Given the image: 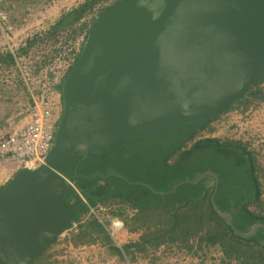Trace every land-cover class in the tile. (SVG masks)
<instances>
[{
  "label": "water",
  "instance_id": "water-1",
  "mask_svg": "<svg viewBox=\"0 0 264 264\" xmlns=\"http://www.w3.org/2000/svg\"><path fill=\"white\" fill-rule=\"evenodd\" d=\"M262 81L264 0H118L104 9L63 83L46 163L0 190V264H33L73 226L61 171L75 157L210 122Z\"/></svg>",
  "mask_w": 264,
  "mask_h": 264
},
{
  "label": "built area",
  "instance_id": "built-area-1",
  "mask_svg": "<svg viewBox=\"0 0 264 264\" xmlns=\"http://www.w3.org/2000/svg\"><path fill=\"white\" fill-rule=\"evenodd\" d=\"M116 1H95L52 36L36 30L26 36L17 35L0 15V84L17 90L20 103L19 109L6 120L7 130L0 132V169L9 166L15 175L46 163L64 109L59 87L78 61L91 23ZM60 3L49 1L45 9L47 21L57 16L49 12L58 9ZM6 55L10 57L8 61L4 60ZM19 118L26 121L18 125ZM212 128L214 133L202 130L192 142L214 134L220 140L241 142L257 160L256 173L264 200V106L256 102L247 109L237 107L226 111L213 120ZM86 204L88 215L95 218L119 254H111L110 244L96 234H92L94 242L75 246L71 237L81 232L83 220L75 222L60 236L59 245L49 250L47 264H247L245 255L227 254L220 243L210 242L203 232L185 242L145 244L138 249L144 231L132 228L136 210L127 207L124 217H120L115 214L119 210L117 204L91 205L87 201Z\"/></svg>",
  "mask_w": 264,
  "mask_h": 264
},
{
  "label": "trees",
  "instance_id": "trees-1",
  "mask_svg": "<svg viewBox=\"0 0 264 264\" xmlns=\"http://www.w3.org/2000/svg\"><path fill=\"white\" fill-rule=\"evenodd\" d=\"M95 1L85 2L76 10L73 19L78 18ZM262 83L264 81L251 87L248 93ZM62 88L63 85L59 87L61 92ZM257 94L264 96L262 91H256L254 96ZM212 121L171 126L177 129V134L183 140L177 149L166 156L163 165H151L149 168L150 176L156 183L165 186L159 191L142 185L127 194L118 192L116 190L121 187V183H113L110 172L98 170V164L101 165L102 161L88 162L85 154L75 157L61 171L74 183V186H69L64 202L68 214L74 222L81 221L88 212L86 201L91 205L117 204L119 210L115 214L120 217H124V207H130L136 210L133 219L135 225L146 226L148 221L151 224L142 236V243L137 245L138 249L145 244L157 246L166 241L185 240L202 228L208 226L211 229L215 225V229L207 236L210 242L220 243L229 255H245L247 264H264V203L253 154L241 142H223L211 137L196 140L191 148L183 149ZM212 147L216 149H209ZM208 151L218 156H209ZM212 157L218 160L217 167L209 164ZM171 158H175L173 162ZM120 181L127 184L123 179ZM168 181L173 184L166 188ZM215 205L220 213L232 219L239 233L215 210ZM252 205L259 206L260 213L252 211ZM152 226L155 228L152 229ZM247 234L251 236H245ZM100 236L103 234L99 232ZM103 239L110 244L113 253L115 248L105 233ZM243 246L256 249L252 254H244Z\"/></svg>",
  "mask_w": 264,
  "mask_h": 264
},
{
  "label": "rangeland",
  "instance_id": "rangeland-1",
  "mask_svg": "<svg viewBox=\"0 0 264 264\" xmlns=\"http://www.w3.org/2000/svg\"><path fill=\"white\" fill-rule=\"evenodd\" d=\"M49 1L51 0H0V15L5 17L6 24L12 27L13 32L17 31V35L21 34L22 36H26L36 30L39 34L42 33L45 36H52V34L62 28L64 24L73 21V17L77 12L76 10L89 0H58L59 2H62L57 6L58 9L49 12L53 17L57 16L54 19L47 21L46 19H48L49 16H46L48 14L45 13V9L48 6ZM65 3L68 5L64 6ZM41 14H44L45 17H42ZM42 22L44 24H42ZM55 29L57 30L55 31ZM9 58L10 57L6 55L4 60L8 61ZM0 60H2V57ZM256 91L264 92V84L260 88L253 89L250 93L252 103L264 98V96H258V94L255 97L254 94ZM182 140L183 137L177 134L176 128L166 127L158 131L149 132L137 138L124 140L117 146L109 148L107 151L90 153V156L85 154V156L88 162L102 161L101 165L98 164V170L102 173H105V171L110 172L112 174L110 180L113 183H121V187L116 190L118 192L127 194L132 191L131 189L141 188L142 185L159 191L160 189L165 188V186L156 183V180L150 176L149 168L151 165L157 167L163 165L166 156H168V154L174 149H177L181 145ZM221 141L225 142L230 140ZM192 145L193 142L189 141L183 149H189ZM209 149L216 148L212 147ZM207 153L209 156H218L213 151H208ZM174 159L175 158H171V162H173ZM104 160H106V163H104ZM154 161L156 163H154ZM217 163L218 160L215 157H212L209 161V164L212 167H217ZM86 168H89V166ZM122 179L125 180L127 184L121 182L120 180ZM171 184H173V182L168 181L166 188ZM262 202L264 203V200H262ZM126 208L127 207H124V210ZM251 210L255 213H260L261 211L260 207L255 205L251 206ZM214 229L215 225L211 229L206 226L199 230L198 233L203 232L207 237L210 235L209 232ZM92 230L97 231V233L101 232L98 231L95 226H93ZM192 236L193 235L185 240L176 239L164 243L185 242ZM90 237L92 238L93 236L90 235ZM59 243L60 242L56 243L54 246L57 247ZM52 248L53 247L49 250ZM255 249L256 248L243 246L242 253L245 254L248 252L252 254ZM49 250L33 264H47L46 261L49 257ZM126 252H129L128 248ZM113 253L119 254L118 251L115 250Z\"/></svg>",
  "mask_w": 264,
  "mask_h": 264
},
{
  "label": "crops",
  "instance_id": "crops-1",
  "mask_svg": "<svg viewBox=\"0 0 264 264\" xmlns=\"http://www.w3.org/2000/svg\"><path fill=\"white\" fill-rule=\"evenodd\" d=\"M263 84L264 83L260 84L257 88H260ZM257 88H255V89H257ZM0 94L2 96V99H0V132H2V131L7 130L6 120H7L8 116H10L12 113L16 112L19 109L20 103H19V99H18V91L17 90L10 89L7 86H2L0 84ZM256 102H258L259 105L264 106V99H262V100L260 99ZM256 102L252 103V101L250 99V93H247L246 97L242 101L233 105L228 111H232L233 109H235L237 107H239V108L243 107V108L247 109V108L251 107V105L256 103ZM25 121H26L25 118H19L17 120V122H18L17 124L20 125ZM212 124H213V121L206 128V130L208 129L210 131L209 133H214L212 130L213 129ZM211 138H216L215 134H214V136H211ZM13 176H14L13 172L10 170L9 166L7 168H5V167L1 168L0 169V189L6 184L7 178L13 177ZM90 218H92V219H90ZM83 220L85 222L81 225V232L79 234H72V237H71V241L73 242V244L75 246H80V245H84L87 243L94 242V239H92L90 237V235L92 236V234H96L98 236V233H97V231L92 230L93 226H95L97 230H99V231L101 230L100 227H98V223H96L97 221L95 220V218H93L92 216H89L88 213L84 216V218L81 221H83ZM81 221H79V222H81ZM150 226H151V224L148 221L146 226H144V225L139 226V225H137V224L135 225L133 223L132 228L138 227V229H142L145 233L148 231ZM154 228L155 227H153L152 229H154ZM100 234H103V236H104V232L101 231ZM103 236H100L99 238H101V240L106 242V240L103 239ZM106 243L108 244V242H106ZM53 247H55V246H53ZM109 250H111V249L109 248ZM46 263H47V261H46Z\"/></svg>",
  "mask_w": 264,
  "mask_h": 264
},
{
  "label": "flooded vegetation",
  "instance_id": "flooded-vegetation-1",
  "mask_svg": "<svg viewBox=\"0 0 264 264\" xmlns=\"http://www.w3.org/2000/svg\"><path fill=\"white\" fill-rule=\"evenodd\" d=\"M62 100H63V97H62ZM64 104V103H63ZM67 178V177H66Z\"/></svg>",
  "mask_w": 264,
  "mask_h": 264
}]
</instances>
